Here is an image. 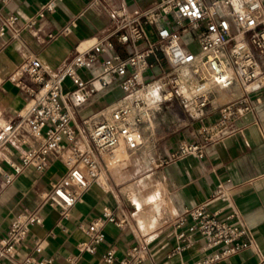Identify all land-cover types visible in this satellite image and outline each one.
I'll use <instances>...</instances> for the list:
<instances>
[{
	"label": "built area",
	"instance_id": "obj_1",
	"mask_svg": "<svg viewBox=\"0 0 264 264\" xmlns=\"http://www.w3.org/2000/svg\"><path fill=\"white\" fill-rule=\"evenodd\" d=\"M54 1L21 27L17 15L0 16V39L6 35L16 39L23 28L33 30L39 19L54 11ZM75 26L70 22L60 33L68 35ZM23 77L35 89L24 90L30 101L5 129L2 142L14 139L25 149L17 161L7 163L6 170L0 166V176L9 185L24 169L40 174L52 157L58 160L65 171L39 200L40 206L56 210L55 226L62 229L61 221L69 218L81 194L100 179L101 165L114 166L125 150L141 145L135 126L148 114L145 94L151 88L160 90L162 101L176 98L193 118L209 104L213 87L229 88L235 79L242 92L217 110L214 122L200 124L192 142L180 141L165 159L150 160L155 169L183 157L201 159L207 147L240 131L236 124L253 112L251 97L264 90V0H154L121 18L106 35L78 42L54 76L28 57L7 80L21 86ZM111 90L120 96L111 103L107 119L88 125L78 117L89 98ZM21 133L34 138L36 146H27ZM65 149L68 152L62 156ZM228 184L229 180L217 183L208 200L176 219L174 243L166 258L179 256L196 242L207 253L191 264H218L249 248L248 230L234 210L220 217L208 209L217 201L229 205ZM41 223L35 212L15 216L0 238V264H53L41 256L39 240L32 241L29 254L16 259L29 228ZM105 224L121 230L128 227V220L104 210L88 224H79L84 236L76 244L79 254H95L104 241ZM147 255L146 243L139 241L121 257L106 249L100 262L140 264ZM67 264L78 262L68 259Z\"/></svg>",
	"mask_w": 264,
	"mask_h": 264
},
{
	"label": "crops",
	"instance_id": "obj_2",
	"mask_svg": "<svg viewBox=\"0 0 264 264\" xmlns=\"http://www.w3.org/2000/svg\"><path fill=\"white\" fill-rule=\"evenodd\" d=\"M49 1L0 0V16L17 15L21 27ZM54 2V11L39 19L33 30L23 28L16 39L8 35L0 39V166L5 170L8 162L18 160L25 146L14 139L3 143V132L30 101L24 90L35 89L27 77L21 79V86L9 82L7 77L14 68L34 57L54 76L78 42L106 35L121 18L149 7L154 0ZM70 22L76 26L68 35H62L61 29ZM109 95L115 100L120 92H100L89 98L78 117L88 125L107 119L114 101H105ZM241 95L235 79L229 88L213 87L209 104L193 118L189 108L176 98L162 101L160 90L151 88L145 94L148 114L135 126L141 145L125 150L120 163L101 165L100 180L81 194L69 218L61 221L62 229L55 226L56 210L40 206L39 200L65 171L58 160L52 157L40 174L24 169L9 185L0 176V238L15 216L35 212L42 223L29 228L17 248L16 259L29 254L32 241L39 240L43 246L41 256L51 258L53 264H67L68 259L78 264H102L100 256L106 249L112 248L115 256L121 257L130 246L143 241L148 255L140 264H191L207 252L201 250V242H196L179 256L166 258L174 243L172 227L184 211L208 200L217 183L229 180V205L217 201L208 209L220 217L234 210L247 228L251 244L218 264H264V90L251 97L253 112L236 124L240 131L207 147L203 158L183 157L156 169L150 165V160L165 159L178 142H192L200 124L214 122L217 110ZM19 136L27 146H36L37 141L29 134ZM67 152L65 149L61 155ZM104 210L116 217L125 216L128 227L120 230L105 224L104 241L95 254H79L76 244L84 236L77 226L88 224Z\"/></svg>",
	"mask_w": 264,
	"mask_h": 264
},
{
	"label": "rangeland",
	"instance_id": "obj_3",
	"mask_svg": "<svg viewBox=\"0 0 264 264\" xmlns=\"http://www.w3.org/2000/svg\"><path fill=\"white\" fill-rule=\"evenodd\" d=\"M190 51L192 52V53H195L196 52V49H195V47H190ZM114 98H115V96H113V95H109L106 99H105V101L106 102H110V101H112V100H114Z\"/></svg>",
	"mask_w": 264,
	"mask_h": 264
},
{
	"label": "bare ground",
	"instance_id": "obj_4",
	"mask_svg": "<svg viewBox=\"0 0 264 264\" xmlns=\"http://www.w3.org/2000/svg\"><path fill=\"white\" fill-rule=\"evenodd\" d=\"M151 98H152V97H151ZM153 98H154V97H153ZM153 100H154V99H153ZM99 180H100V179H99ZM99 180H98V181H99ZM98 181H97V182H98Z\"/></svg>",
	"mask_w": 264,
	"mask_h": 264
}]
</instances>
